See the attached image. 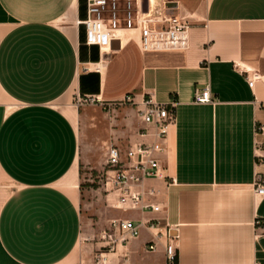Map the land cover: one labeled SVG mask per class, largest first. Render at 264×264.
<instances>
[{
	"label": "crops",
	"instance_id": "1",
	"mask_svg": "<svg viewBox=\"0 0 264 264\" xmlns=\"http://www.w3.org/2000/svg\"><path fill=\"white\" fill-rule=\"evenodd\" d=\"M171 1L189 26L184 51L143 54L131 32L102 61L76 26L84 0H0V264H90L89 245L78 251L76 113L57 104L69 91L110 107L127 95L175 102L167 180L142 187L158 211L119 210L105 195L96 236L111 220L158 221L178 227L172 264H264V196L253 193L264 178V0ZM205 88L210 102L195 104ZM83 118L97 130L89 111ZM107 126L108 147L147 140L133 107L115 106ZM153 233L101 255L168 264Z\"/></svg>",
	"mask_w": 264,
	"mask_h": 264
},
{
	"label": "built area",
	"instance_id": "2",
	"mask_svg": "<svg viewBox=\"0 0 264 264\" xmlns=\"http://www.w3.org/2000/svg\"><path fill=\"white\" fill-rule=\"evenodd\" d=\"M85 17L76 21L83 32V45L95 47L98 54L111 55V44L117 41L119 47L129 40L126 33L136 32L138 49L141 53L180 52L187 48L189 26L177 15V2L171 0H147L143 10L142 0H84ZM101 62V61H100ZM96 72L99 70L95 67ZM252 86V81L248 83ZM91 104L105 109L110 107L98 98H89ZM193 102H210L207 88L195 91ZM129 106L136 110L141 128L136 136L141 140L125 148L108 147L106 149L105 170L102 188L105 195L116 200L119 210L158 211L154 204L146 202L145 196H153V191L143 190L148 180H167L161 159L166 154L168 128L175 121V102L154 103L150 97L139 104L131 96L123 97L118 105ZM113 107V105H111ZM260 128H256L258 131ZM172 184V181H170ZM253 193L264 196V178L255 175ZM146 228L154 232L153 236L163 242L164 255L168 264L176 259L177 229L171 225L160 226L158 221L138 222L132 220H111L101 235L105 253H113L118 245L124 246L129 239L139 236ZM154 244L147 246L153 251ZM102 256V255H101Z\"/></svg>",
	"mask_w": 264,
	"mask_h": 264
},
{
	"label": "rangeland",
	"instance_id": "3",
	"mask_svg": "<svg viewBox=\"0 0 264 264\" xmlns=\"http://www.w3.org/2000/svg\"><path fill=\"white\" fill-rule=\"evenodd\" d=\"M82 46H84L83 43ZM83 71L86 72V68ZM89 98V96L69 91L57 103L64 109H73L76 113L74 125L79 138L77 186L83 234L78 251L83 255L89 245L90 264H115L117 259L101 256L105 252L102 246L95 248V244L102 242L100 236H96V232L99 230L98 210L103 204L101 199L104 200L105 196L102 177L105 170V153L109 146L104 129L108 125L115 106L103 109L91 104L88 101ZM85 111H89L90 117L96 121L97 130H91L86 124L83 118Z\"/></svg>",
	"mask_w": 264,
	"mask_h": 264
},
{
	"label": "water",
	"instance_id": "4",
	"mask_svg": "<svg viewBox=\"0 0 264 264\" xmlns=\"http://www.w3.org/2000/svg\"><path fill=\"white\" fill-rule=\"evenodd\" d=\"M146 1H147V0H142L143 10H144V11L146 10ZM118 47H119V44H118L117 41L112 42V44H111V50H112V51H116V50H118ZM109 58H110V55H108V54L101 55V60H102V61H108Z\"/></svg>",
	"mask_w": 264,
	"mask_h": 264
},
{
	"label": "bare ground",
	"instance_id": "5",
	"mask_svg": "<svg viewBox=\"0 0 264 264\" xmlns=\"http://www.w3.org/2000/svg\"><path fill=\"white\" fill-rule=\"evenodd\" d=\"M97 69H100V66H97Z\"/></svg>",
	"mask_w": 264,
	"mask_h": 264
}]
</instances>
